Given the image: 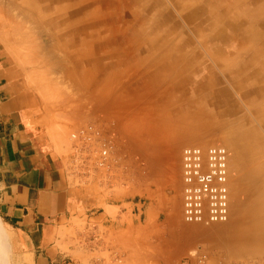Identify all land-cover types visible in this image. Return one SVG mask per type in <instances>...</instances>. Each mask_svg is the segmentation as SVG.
<instances>
[{"label":"rangeland","instance_id":"obj_1","mask_svg":"<svg viewBox=\"0 0 264 264\" xmlns=\"http://www.w3.org/2000/svg\"><path fill=\"white\" fill-rule=\"evenodd\" d=\"M218 21L220 28L228 21L231 28L248 22L261 36L252 43L234 33L211 47L210 26ZM0 37L47 116L73 186L91 185L113 199L107 207L113 226L95 229L76 213L56 231L58 264H176L195 252L205 254L207 264H264L262 247L230 242L220 232L241 217L246 201L230 150V208L224 223L182 221L180 165L184 146L223 145L183 137L194 128L190 114L200 105L214 115V128L250 129L248 144L263 149L253 161L263 163L264 174V106H253L264 103V96H252L246 108L235 86L264 85L248 76L252 67L241 66L255 46L264 50V0H0ZM173 84L175 93L148 116L142 92L152 87L154 93H169ZM222 103L234 106L231 113L227 108L229 116L221 117ZM87 124L106 137L113 134L102 164L95 163L99 150L70 138ZM197 127L201 133L209 130ZM120 205L139 212L136 225L131 217L116 221ZM4 228L1 224L0 264H21L13 236Z\"/></svg>","mask_w":264,"mask_h":264},{"label":"crops","instance_id":"obj_2","mask_svg":"<svg viewBox=\"0 0 264 264\" xmlns=\"http://www.w3.org/2000/svg\"><path fill=\"white\" fill-rule=\"evenodd\" d=\"M259 50L262 49L255 46L252 54L243 58L241 66L252 67L248 76L260 81L264 80L261 63L264 50ZM242 71L240 68L239 72ZM171 86L169 93H154L152 87L142 92L146 103L143 109L148 116L175 93L176 85ZM235 86L245 98L246 108L253 103L252 96H264V85L244 87L238 82ZM222 87L226 88L229 98V89ZM227 97L225 101L233 103L227 101ZM262 105L263 102L253 104L254 110ZM229 106L223 104L222 115ZM255 115L263 122L256 112ZM225 116L229 115L222 117ZM46 117L37 97L25 84L21 69L7 55L0 37V222L12 234L21 264H58L60 250L56 247V231L68 224L76 213L95 229L115 223L107 209L113 206L111 195L97 193L91 185L75 187L71 183L64 160L52 142ZM129 208L119 206L117 222L124 216L131 217L133 225L137 224L139 212H135L133 205Z\"/></svg>","mask_w":264,"mask_h":264},{"label":"built area","instance_id":"obj_3","mask_svg":"<svg viewBox=\"0 0 264 264\" xmlns=\"http://www.w3.org/2000/svg\"><path fill=\"white\" fill-rule=\"evenodd\" d=\"M70 138L77 144L99 150L95 163L106 158L113 134L108 137L93 124L79 127ZM94 158V157H93ZM181 216L185 224L211 225L229 218V152L221 144L187 145L180 152ZM205 254L195 252L176 264H207Z\"/></svg>","mask_w":264,"mask_h":264},{"label":"bare ground","instance_id":"obj_4","mask_svg":"<svg viewBox=\"0 0 264 264\" xmlns=\"http://www.w3.org/2000/svg\"><path fill=\"white\" fill-rule=\"evenodd\" d=\"M191 16L193 17V14ZM246 19H250V17ZM227 23L228 25L224 24L225 26L223 25L221 28L219 26L223 24L222 21L221 24L219 21L211 23L212 33L209 37L212 39H208L211 47H217V45H214L216 41H220L221 43L227 42L230 39L229 36L234 33L238 35L237 37H241V39L245 37L252 43H257L258 40H254V38L261 36V33L255 32L248 22L245 25L232 24L233 28L229 26L231 22L228 21ZM229 31L232 32L229 33ZM71 75L74 77V74L71 73ZM232 106H229V112L226 108L221 117L226 115V112L231 113L230 109ZM192 117L195 122L194 128H189L188 135L183 137L186 139H200V141L215 140L221 142L233 155V168L239 175H242V184L240 185L246 201L242 207L241 217H237V220L229 223L227 227L221 228L220 232L222 231V235L226 236L230 242L243 241L245 243H254L264 249V174L260 176L263 163L256 160L253 161L257 155L263 152V149H257L248 144L251 131L243 125L239 127L233 125L228 129L227 127L224 128V126L221 127L223 129L214 128L217 122L213 121L211 119L212 115H208L200 105L191 113ZM169 126L175 127L176 124L170 123ZM196 127L199 129L205 127L209 130L201 133L195 130ZM238 187V182H235L234 190L238 189Z\"/></svg>","mask_w":264,"mask_h":264}]
</instances>
